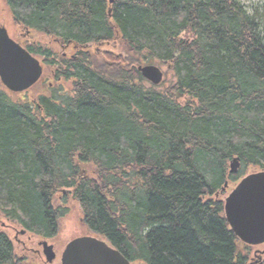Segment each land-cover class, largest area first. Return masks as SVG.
I'll return each instance as SVG.
<instances>
[{"label": "trees", "instance_id": "trees-1", "mask_svg": "<svg viewBox=\"0 0 264 264\" xmlns=\"http://www.w3.org/2000/svg\"><path fill=\"white\" fill-rule=\"evenodd\" d=\"M5 3L23 31L71 55L26 47L53 68L35 100L0 83L3 217L53 239L68 213L54 201L71 197L88 230L131 264H244L222 196L249 168L264 171L258 12L237 0ZM100 46L119 50L89 51ZM140 64L165 78L152 85ZM0 264H16L3 233Z\"/></svg>", "mask_w": 264, "mask_h": 264}, {"label": "water", "instance_id": "water-1", "mask_svg": "<svg viewBox=\"0 0 264 264\" xmlns=\"http://www.w3.org/2000/svg\"><path fill=\"white\" fill-rule=\"evenodd\" d=\"M137 70L152 85L157 86L163 80L162 71L154 65L139 66ZM41 75L42 67L38 60L12 41L4 29H0L1 84L9 92L21 93L34 86ZM175 97L179 98L180 95L175 94ZM239 168V159H232L229 173L235 174ZM226 187L227 184L224 190ZM224 216L237 240L252 246L264 244V171L245 176L238 182L224 199ZM40 246L46 263H52L55 259L53 246L46 241L41 242ZM61 264L131 263L107 242L93 237H80L66 245Z\"/></svg>", "mask_w": 264, "mask_h": 264}, {"label": "rangeland", "instance_id": "rangeland-1", "mask_svg": "<svg viewBox=\"0 0 264 264\" xmlns=\"http://www.w3.org/2000/svg\"><path fill=\"white\" fill-rule=\"evenodd\" d=\"M237 1H239L245 7V10L249 15H252L253 13H255V11L258 12L259 19L261 20V31L264 34V0ZM0 25L4 26L7 29L8 34L12 38L16 39L20 43H23L24 47H47L51 49L52 52L55 54V59H57L58 57H63L65 55H71L70 51H68L62 46H59L51 39L43 38L37 34L34 35L31 32H24L25 30L23 31L19 26H17V24L14 23L10 11L5 3V0H0ZM96 50H98L99 52H104L105 50H113L114 52L118 53L119 46L116 47V49H114V46H100L89 48V51L91 53ZM34 57L40 62L42 66V77L33 88L26 91L25 93H9L13 99L32 101L35 100L40 94L47 92V86L52 79L53 68L46 66L45 62L41 57ZM139 66L145 65L140 64ZM159 69L162 71L164 79L165 72H163V69ZM260 171L261 170H258L256 168H249L244 175L248 176L251 174L258 173ZM237 184L238 182L229 183L227 185L222 196L223 200L231 193V191L236 187ZM59 196L54 201L55 207H65L67 208L68 213L59 219V229L57 235L53 239L46 240L49 245L53 246L54 251L56 253V260L50 264H60V258L64 248L68 243H70L74 239L80 237H93L99 240H103L101 236L90 232L86 227L85 223H83V215L77 202L74 199H71V197H68L69 200L67 201L66 205L63 206V204L60 202ZM22 231L23 230H21L20 227L7 221L0 213V233L5 234L12 242L15 252L16 264H48L45 262V259L42 254V248L39 245V243L42 242L43 239L29 234L25 231L24 234H21ZM241 246L242 245H239V251H243L244 254L247 253L243 250ZM256 250L263 253L264 259V245L248 249V254L252 255L253 252H255Z\"/></svg>", "mask_w": 264, "mask_h": 264}, {"label": "flooded vegetation", "instance_id": "flooded-vegetation-1", "mask_svg": "<svg viewBox=\"0 0 264 264\" xmlns=\"http://www.w3.org/2000/svg\"><path fill=\"white\" fill-rule=\"evenodd\" d=\"M12 16V15H11ZM14 21V20H13ZM15 23V22H14ZM18 26V25H17ZM0 29H4L8 35V37L14 41L15 43H17L18 45H20L22 48H24L26 50V47L23 46V43H20L19 41H17L16 39L12 38L9 34H8V31L7 29L0 25ZM24 32H28V31H24ZM27 51V50H26ZM98 51V50H97ZM28 52V51H27ZM29 53V52H28ZM32 55V54H31ZM33 56V55H32ZM66 56V55H65ZM63 56V57H65ZM34 57V56H33ZM25 93V92H24ZM21 94V93H19ZM57 208V207H56ZM59 208V207H58ZM61 209V208H60ZM84 223V221H83ZM239 245H242L241 247L243 248L244 251H246L247 253H243V251H239V254H240V257L244 260V264H264V259H263V253L262 252H259V251H255L253 252L252 255L248 254V249L250 248H255V247H258V246H262L264 244H260V245H256V246H252V245H247V244H244L242 243L241 241H238ZM42 248V247H41ZM53 251H54V248H53ZM55 253V251H54ZM42 254H43V250H42ZM43 257H44V254H43ZM45 259V257H44ZM56 260V253H55V259L54 261ZM53 261V262H54ZM60 264H61V258H60Z\"/></svg>", "mask_w": 264, "mask_h": 264}]
</instances>
